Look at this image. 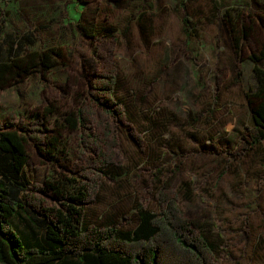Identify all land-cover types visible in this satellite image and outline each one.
Segmentation results:
<instances>
[{
  "label": "rangeland",
  "instance_id": "374dc122",
  "mask_svg": "<svg viewBox=\"0 0 264 264\" xmlns=\"http://www.w3.org/2000/svg\"><path fill=\"white\" fill-rule=\"evenodd\" d=\"M85 1L87 7L79 0L58 2L52 14L64 22L54 37L63 53L58 65L0 91L1 125L44 120L40 128L49 129V137L62 133L53 158L45 143L28 142L29 186L102 174L88 218L129 229L137 206L155 210V188L166 182L185 215L217 242L219 264H264V142L249 152L241 148L251 123L249 55L264 42V0L249 8L242 5L247 0ZM229 7L244 14L237 30L247 37L235 33L238 48L222 19ZM184 16L191 21L189 36ZM89 21L98 29L94 40L77 27L79 22L89 27ZM12 30H7L11 41L26 31ZM109 75L117 78L121 119L103 112L100 80ZM49 105L56 113L44 117ZM79 110L90 119L87 129L55 127L56 119ZM110 157L113 165L107 166ZM32 194L56 204L50 194ZM13 225L44 238L42 217L29 208Z\"/></svg>",
  "mask_w": 264,
  "mask_h": 264
},
{
  "label": "trees",
  "instance_id": "16d2710c",
  "mask_svg": "<svg viewBox=\"0 0 264 264\" xmlns=\"http://www.w3.org/2000/svg\"><path fill=\"white\" fill-rule=\"evenodd\" d=\"M79 3L88 5L85 0ZM242 15L238 7L226 8L222 15L236 48L235 33L240 32L237 23L241 22ZM8 21L9 12L0 8V30ZM182 22L189 36L190 19L184 16ZM77 27L82 37L98 38V29L91 22L89 27L81 22ZM240 33L243 38L247 37L242 30ZM32 37L25 35L11 41L10 36L4 37L0 31V91L17 88L33 73L45 76L58 65L62 49L57 46L36 48ZM249 60L254 65V86L246 94L251 123L245 127V142L241 145L247 152L264 142V42L257 52L249 55ZM100 85L104 114L118 119L125 117L115 96L117 78L105 76ZM55 111L49 105L44 117ZM84 112L65 114L61 117L63 120H55V127L63 131L87 129L90 119ZM43 123L44 120L0 124V264H219L217 242L210 240L185 215L179 206L178 193L167 187L166 182L155 188V210L137 206L131 214L136 219L129 229L112 221L92 224L88 218L86 208L98 197L102 174L92 179L84 175L82 178L86 181L59 177L46 181L41 188H31L24 174L30 158L28 142L37 146L45 143L49 158L60 151L62 133L49 137V129L40 128ZM106 130V138H110V128L106 126ZM106 165H113L112 157L107 158ZM32 191L50 194L56 204L46 205ZM26 208L42 217L43 239L34 230L29 235L14 227L13 220Z\"/></svg>",
  "mask_w": 264,
  "mask_h": 264
},
{
  "label": "crops",
  "instance_id": "0c3cea01",
  "mask_svg": "<svg viewBox=\"0 0 264 264\" xmlns=\"http://www.w3.org/2000/svg\"><path fill=\"white\" fill-rule=\"evenodd\" d=\"M63 1L66 0H0V8L9 12L7 26L0 30L2 35L5 37L8 32L7 30L10 28L14 29L12 32H16L15 29L20 27L21 29L26 30L22 36H33L32 39L35 41L36 48L56 46L57 42H59L54 38L56 37V29L63 25L64 22L58 17H54L52 14L54 11L58 10L59 6L57 3ZM235 1L237 3L242 2L239 0ZM260 1L261 0H247L245 3H242V5L246 4L249 8L251 3L259 5ZM237 3H235L236 6H239L240 4L238 5ZM37 10H43L45 18L40 12L37 13ZM12 20L13 25L11 23ZM63 29L66 31L65 28ZM47 35L49 38L45 39ZM14 36L19 37L18 34H15ZM22 36L20 35V38Z\"/></svg>",
  "mask_w": 264,
  "mask_h": 264
}]
</instances>
